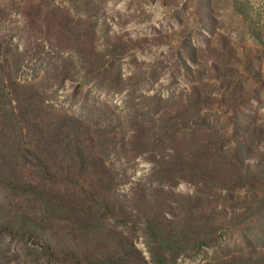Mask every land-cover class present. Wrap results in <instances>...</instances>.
<instances>
[{
  "label": "rangeland",
  "instance_id": "rangeland-1",
  "mask_svg": "<svg viewBox=\"0 0 264 264\" xmlns=\"http://www.w3.org/2000/svg\"><path fill=\"white\" fill-rule=\"evenodd\" d=\"M39 1L0 0V40L13 59L20 58L17 83H36L56 109L109 130L107 153L118 171L116 198L122 200L109 222H118L120 213L130 215L133 226L117 228L135 237L146 264H264L249 262V249L264 255V0L250 3L254 24L230 4L213 0L218 15L216 22L208 19L211 32L196 19L205 6L198 0H53L79 21V28L65 31L66 38L79 33L80 46L102 57L103 77L78 68L63 80L54 79L52 65L62 58L78 61L79 52H56L41 41L36 27L44 22L25 10ZM186 41L193 57L182 51ZM222 42L230 50L199 49L209 44L222 50ZM240 145L252 164L247 171L235 172L240 167L232 160L212 165L207 174L226 181L227 188L173 179L176 168L144 152L197 147L229 153ZM139 199L156 220L154 232L173 225L167 242L145 230ZM6 200L0 189V202ZM207 232L218 236L214 246L194 244L196 235ZM28 246L0 233V264H42Z\"/></svg>",
  "mask_w": 264,
  "mask_h": 264
},
{
  "label": "trees",
  "instance_id": "trees-1",
  "mask_svg": "<svg viewBox=\"0 0 264 264\" xmlns=\"http://www.w3.org/2000/svg\"><path fill=\"white\" fill-rule=\"evenodd\" d=\"M52 1L32 2L25 10L33 11L44 22V27H36L43 43L56 52L62 49L79 52L78 61L62 58L52 65L50 72L54 79L63 80L78 68L98 79L103 77L99 74L102 57L95 56L94 48L83 49L77 41L79 33L74 40L66 38L65 31L79 28V21L64 14ZM212 1L198 0V5L205 6L196 19L208 32L212 31L208 19L216 22L215 15H218ZM219 1L230 4L239 17L254 24L250 13L252 0ZM221 46L222 50L209 44L199 49L211 54L229 49L225 42ZM182 51L189 57L194 56L190 41L184 42ZM12 54V49L3 46L0 40V189L10 199L0 202V233L27 243L31 254L44 259L42 264H146L143 251L136 247L135 237L117 228V224L133 226L130 215L120 213L118 222H109L118 213L116 205H122L115 193L118 171L109 163L107 153L112 142L109 130L81 115L56 109L50 103V93L36 83H17L14 70L20 58L13 59ZM244 148L233 146L231 153L197 147L144 152L156 158V163L176 168L173 179L212 189L228 186L226 181L218 183L207 176L212 165L233 160L240 167L235 171L239 173L252 166L243 155ZM123 196L126 198V194ZM138 203L143 204L140 205L143 207L141 220L146 223L145 230L167 242L173 225L165 224V233L154 232L156 220L145 210L143 199ZM194 221L197 225L200 218ZM217 238L216 234L207 232L196 235L194 244L211 247L218 242ZM251 260L264 262V255L249 249Z\"/></svg>",
  "mask_w": 264,
  "mask_h": 264
}]
</instances>
